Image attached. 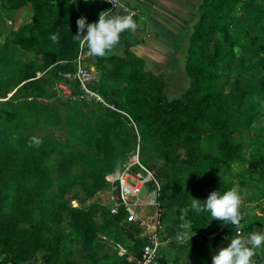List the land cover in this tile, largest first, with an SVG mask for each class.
<instances>
[{"label":"trees","instance_id":"16d2710c","mask_svg":"<svg viewBox=\"0 0 264 264\" xmlns=\"http://www.w3.org/2000/svg\"><path fill=\"white\" fill-rule=\"evenodd\" d=\"M0 4L2 17L33 13L17 30L0 18V264H142L143 227L125 206L112 214L94 200L138 147L161 188L160 238L175 251L155 264H211L225 237L264 228V217L222 225L190 208L233 185L246 206L264 198V0H202L182 64L189 86L176 98L167 95L173 81L149 70L128 39L123 56L92 55L90 88L107 105L74 101L81 84L66 75L77 71V19L91 23L108 5ZM262 263L264 248L253 257Z\"/></svg>","mask_w":264,"mask_h":264},{"label":"crops","instance_id":"0c3cea01","mask_svg":"<svg viewBox=\"0 0 264 264\" xmlns=\"http://www.w3.org/2000/svg\"><path fill=\"white\" fill-rule=\"evenodd\" d=\"M123 3L125 6L136 11V15L133 18L137 23V27L135 30H125L122 32L118 44L104 56H123L128 44L125 39H128L132 45L131 50L146 61L149 70L163 73L172 82V74H174L172 73V63L174 59H180V57H176L177 54H180L183 50H187L193 26L199 17L198 11L202 0H123ZM108 12L127 14L123 8L109 9ZM3 15L4 10L0 4V18H3ZM32 17V8L25 7L16 11L11 17H7L6 24L14 25L10 29L17 30L21 26L31 22ZM175 52L177 53L175 54ZM182 64L183 62H181ZM89 67L96 71L91 62L89 63ZM182 68L183 66L175 69ZM96 199L97 196L94 200ZM249 208L252 209V220L264 216V210H261L264 209V202H259V205L255 203L254 206H249ZM255 231L257 230L254 229L253 232ZM163 242L168 245V241ZM223 243L227 246V240H223L218 246ZM120 252L122 253V251ZM163 253L170 255L164 254L167 259L171 261L174 259L175 251L173 248L169 247ZM210 258L212 260L211 255ZM23 264L43 263L41 259L37 258Z\"/></svg>","mask_w":264,"mask_h":264},{"label":"built area","instance_id":"2783aa9c","mask_svg":"<svg viewBox=\"0 0 264 264\" xmlns=\"http://www.w3.org/2000/svg\"><path fill=\"white\" fill-rule=\"evenodd\" d=\"M87 1L105 3L112 10L123 8L127 14H131L133 17L136 15V11L125 6L123 0ZM90 57L92 54L87 49L86 44L81 43L80 52L76 59L77 71L73 75H66L68 78L77 79L81 84V93L72 98L74 101L95 99L107 105L101 95L90 88V85L97 80V72L89 67L88 59ZM106 179L110 183L109 190L98 194V197L102 199V205L106 206L112 214H118L120 207L125 206L129 212L128 221L139 222L144 229L146 228L150 244L143 251L142 264H155L163 244L160 232L164 229V224L162 223V211L158 201L161 188L154 173L141 161L139 147L125 169H117L114 173L107 175ZM150 184H153L154 188L151 189ZM145 188L149 189V192L146 193L145 199H140L138 195ZM142 205L151 206L154 209L152 219L142 217L137 212V207H142Z\"/></svg>","mask_w":264,"mask_h":264},{"label":"clouds","instance_id":"9594fccd","mask_svg":"<svg viewBox=\"0 0 264 264\" xmlns=\"http://www.w3.org/2000/svg\"><path fill=\"white\" fill-rule=\"evenodd\" d=\"M87 2V0H85ZM77 31L73 35L81 43L86 44L92 55L104 56L120 40V34L125 30H135L137 23L131 14L109 13L102 11L95 21L89 23L86 16L76 21ZM81 34H83L81 36ZM56 42L58 35L51 34ZM242 196L237 185L221 192L218 189L209 193L201 202L191 199L190 208L197 213L207 211L211 217L220 221L222 225H237L241 220L240 205ZM227 246L221 247L212 257L211 264H253V257L257 249L264 248V228L251 232L242 238L239 234L225 237Z\"/></svg>","mask_w":264,"mask_h":264},{"label":"rangeland","instance_id":"374dc122","mask_svg":"<svg viewBox=\"0 0 264 264\" xmlns=\"http://www.w3.org/2000/svg\"><path fill=\"white\" fill-rule=\"evenodd\" d=\"M6 17H3L2 18V20H1V24L2 25H4L5 23H6ZM13 27L14 25H12V24H8V27ZM177 52H175V54H176ZM186 54H187V50H183V52H181L180 54H177L176 55V57H180V59H174V61H173V63H172V73H174V74H172L173 76H175V77H173L172 76V85L170 86V88H169V93H171V94H167L168 96H169V98H176L177 96H179L178 94H180L181 92H183L188 86H189V82H188V78H186V76L182 73L184 70L183 69H175V68H180L182 65H181V62H183V60H184V58H185V56H186ZM182 58V59H181ZM166 70H167V68H165ZM179 71H181V72H179ZM179 72V73H178ZM176 73H178V74H176ZM182 75H183V77H182ZM174 81H176V82H174ZM63 88H64V91H65V94H66V96H69L70 95V91H69V89H68V87H65V86H63ZM56 136H61L62 134H61V132H59V131H55V130H53L52 131ZM40 135H41V132H37L36 134H35V139H38L39 137H40ZM159 162H157V164H158ZM238 190H240L239 189V187H238ZM149 192V189H147V188H145V189H143L142 190V192L138 195V197L140 198V199H145V197H146V193H148ZM97 198H99V197H97ZM201 199V202H203L206 198H207V195H203L202 197H200ZM259 202H264V198L262 199V200H260V201H256V202H254L253 204H251V205H248V206H246V204L243 202V197H242V201H241V205H240V214H241V217H243V218H246V220L248 219V220H251V221H254V222H260V218L259 217H257V218H254L253 220H252V209L251 208H249V206H254V204L256 203L257 205H259ZM72 206L73 207H78L79 206V204H78V202L76 201V202H74V201H72ZM137 212L142 216V217H146V218H150V219H152V215H153V213H154V209L150 206V207H146V206H143L142 205V207H137ZM261 210H264V209H261ZM264 217V216H263ZM144 229V228H143ZM146 229V228H145ZM144 229V231H145V235L147 236V230H145ZM251 232H253V231H245V232H242L241 234H239L242 238H245V237H247V235L249 234V233H251ZM167 243H165V242H163V244H162V246H161V248H160V253L161 254H163V252L165 251H167V249H168V247L166 248L165 246H167L166 245ZM226 246V244L225 243H223V244H221L220 246H218V248H216L212 253H211V257H213L215 254H216V252L221 248V247H225ZM165 255H167V256H170V255H168V254H166V253H164ZM163 254V255H164Z\"/></svg>","mask_w":264,"mask_h":264}]
</instances>
